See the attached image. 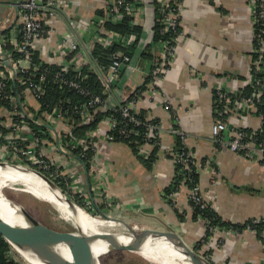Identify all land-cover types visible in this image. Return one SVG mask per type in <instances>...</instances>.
I'll list each match as a JSON object with an SVG mask.
<instances>
[{
  "label": "crops",
  "instance_id": "obj_1",
  "mask_svg": "<svg viewBox=\"0 0 264 264\" xmlns=\"http://www.w3.org/2000/svg\"><path fill=\"white\" fill-rule=\"evenodd\" d=\"M17 1L0 0V36L16 31ZM154 1L142 0L144 10L140 21H137L142 32L138 42L130 47L131 55L127 54L131 62L120 67L110 86L115 96L116 89L117 96L126 97L139 90L135 112H145L146 117L153 115L160 121L161 144L157 159L147 167L126 143L114 141L104 144L101 150L108 164L103 172L105 188L99 189L88 175L86 180L85 173L78 169L77 177L81 182L76 191L82 196L81 202L92 206L93 202L97 206L102 203L107 214L114 211L127 223L152 229H168L183 223V227L191 233L189 237L195 238L196 231H203V224L199 220L192 221L186 214H189L186 210L188 189L181 186L174 197L175 207L185 212L183 221L179 220L178 211L163 197V190L174 174L173 156L177 141L170 127L177 122L186 132L187 147L198 161L205 158L199 170L200 193L211 201L222 218L243 222L249 218L264 217V168L225 147H216L210 136L216 117L213 111L215 87L241 91L249 85L255 37L251 0H181L182 36L164 78L158 81L157 93L151 99L144 82L161 49L160 43L152 39ZM59 3L61 16L48 22L55 32L46 37L40 53L49 64L56 65L59 63V52H55V40L63 37L68 29H77L84 34L86 40H82L79 50L72 51L67 57L72 60L79 58L81 45H90L89 34L83 25L79 26L81 19L87 22L98 19L96 9L105 6L104 0H59ZM125 46L128 45L123 43L122 47ZM93 63L92 67L88 63L78 65L82 66L80 70L87 66L103 91L96 69H102L110 76L109 65L101 66L95 58ZM164 97L174 114L163 109L161 102ZM224 118L229 126L234 127L252 129L259 124L256 114H229ZM102 134L103 130H99L94 140L101 142ZM145 148L148 151L145 156H148L150 147ZM215 249L214 257L222 264H264V242L252 230L228 233L222 248Z\"/></svg>",
  "mask_w": 264,
  "mask_h": 264
},
{
  "label": "built area",
  "instance_id": "obj_2",
  "mask_svg": "<svg viewBox=\"0 0 264 264\" xmlns=\"http://www.w3.org/2000/svg\"><path fill=\"white\" fill-rule=\"evenodd\" d=\"M155 1L160 3L162 10L168 9L161 20L162 32L174 31L175 36L173 43H170V40L160 42L161 49L158 52V60L150 69L144 82L148 87L151 99L157 93L158 81L164 78L175 55L176 45L182 36V31L178 30L181 23V0L175 7L170 6L171 0ZM104 3L106 6L104 18H93L88 22L81 19L82 24L80 23L79 26L83 25V29L89 34L87 37L90 45H81V49L78 51L80 53L79 58L72 60L67 57L72 51L79 50L78 47L82 44V40H86L84 34L77 29H68L63 37L55 40V52H59L57 54L59 56V68L55 72L54 78L60 83V86L66 85L76 90L75 92L79 95L88 98L87 101L76 103L72 107V112L78 115L79 124H89L95 119L97 112L109 110H119L121 116L132 125L142 124L145 129V144L140 146L139 153L145 156L148 153L145 147L149 145L160 146L161 144L160 121L153 115L143 120L136 117L135 106L139 97L138 93L133 91L128 97L117 96L118 90L116 89L115 96L111 92L110 86L113 77L118 76L120 67L130 64L129 55L118 51L109 55L110 76L102 69H96L98 79L104 89L101 93H93L76 80L81 75L80 68L82 66L79 67V63L84 65L88 63L89 67L94 64V57L92 56L94 44L107 48L113 41H120L127 45L136 38L135 33L121 36L106 29L103 23L104 20L110 18L114 20L124 15L131 16L133 23H137L140 21L144 10L142 0H104ZM59 5V0H18L15 4L17 16L14 26L16 31L8 36H0V162L33 168L52 181L59 178V183L67 191L78 189L81 180L80 177H77V171L81 169L84 172L83 165H85L88 176L94 180L99 189H104L106 184L104 183L103 172L104 169L107 170L108 164L101 150L102 146L116 141L111 133L115 129L122 136H129L135 130L129 128L126 122H120L117 117L108 115L82 138L73 135L74 121H70L61 109L63 103L48 112L43 110L42 103L38 99L46 93L44 86L46 70L38 75L36 72L39 70L40 63H48L40 53L46 37L55 32L53 28L49 27L48 22L61 16ZM251 6L253 32L262 46L264 44V0H251ZM7 45H11V47L7 48ZM62 47H64L63 50ZM259 51L262 52L261 49ZM34 53H37L41 62L36 63ZM262 63L264 61L259 58L253 59L251 62L249 85L252 91L249 94L245 95L243 91H230L225 87H215L213 111L216 117L211 125L210 136L216 147H225L264 168V140L257 137V132L262 126V115L258 111V105L264 103V77L258 76L259 73H264ZM72 71H78L75 75L76 79L66 78L65 75ZM36 76L38 77L36 78ZM10 81H17L18 85L23 86V88L20 91H16V89L10 91L8 85ZM161 104L166 112L174 114L166 97L162 99ZM229 114H256L259 124L249 131H244L240 127L229 126L224 118ZM32 123L47 127L50 134L49 139L36 134L38 131L31 127ZM99 130H103V134L101 142L98 143L94 137ZM170 132L177 136L182 144L186 145V132L177 125V122L170 127ZM89 152H91L90 157H86V153ZM176 162L181 163L183 169H188L190 162L197 166L198 171L201 166L195 154L190 150L185 155L182 153L180 155L175 154L173 157L174 165ZM105 179L107 180V173ZM57 186L62 190L59 185ZM181 186H184L183 183H181L180 188ZM177 191L170 194L171 202L169 204L172 207L176 206L174 197ZM101 193L105 198V194ZM190 200L201 208L209 206L216 211L211 201L201 195L199 183L188 189L186 210H190L192 207L189 203ZM76 203L83 207L78 202ZM91 215L95 214L91 213ZM97 216L100 217L98 214ZM250 219L252 223L264 221V217ZM198 220L204 223L202 238L208 236L206 243L204 242L206 246L212 245V241L214 245H217L216 247L221 246L228 233L238 232L209 225L202 219ZM246 230L252 229L247 227ZM12 248L15 247L11 245V251Z\"/></svg>",
  "mask_w": 264,
  "mask_h": 264
},
{
  "label": "trees",
  "instance_id": "obj_3",
  "mask_svg": "<svg viewBox=\"0 0 264 264\" xmlns=\"http://www.w3.org/2000/svg\"><path fill=\"white\" fill-rule=\"evenodd\" d=\"M178 2L180 0H171L170 1V6L175 7L177 6ZM153 5V13H154V21L152 24V33H153V41L160 43L161 41L164 40H170V43H173V37L175 36L174 31H167V32H162V19L165 15V12H167L168 9L162 10V7L160 6V3L157 1L152 2ZM106 6L96 9L95 14L98 16V19H102L106 15ZM164 8V7H163ZM116 18V17H115ZM104 27L110 31H114L118 33L121 36H127L130 35L131 33H135L136 38L134 41L131 43L127 44L128 46L122 47V44L120 41L116 43H111V45L107 48H103L99 44H94L93 49H92V56L97 60L99 65L101 66H108L110 64V59L109 55L113 52H121L123 54H130L132 52V47L135 42L137 43L139 36L142 32V27L138 25L137 23H133L132 17L129 15H124L118 19H108L104 20L103 23ZM178 30H181V26L178 27ZM8 33V31H6ZM11 47V45H7V48ZM259 49L262 50V52L259 51ZM251 62L253 59L259 58L260 60L264 61V44L261 46L258 38L255 36L253 39V51L251 53ZM34 59L36 60V63L41 62V60L38 58L37 53H34ZM264 65V63H262ZM59 66L56 64H49L42 62L40 63L39 70L36 72L38 75L39 73L43 72L46 70V76H45V91L44 95H42L38 101L42 103L43 110L46 112L50 111V109L61 106L63 103V108H61L67 117H69L70 121H74V128H73V135L75 136H84L86 132L91 130L92 128H95L99 122L106 116L108 115H113L119 119V121L123 123H127L129 128H133L135 132H132L129 134V136H122L120 133H118L117 129L113 130L111 133L114 136L116 141L126 143L128 147L131 149V151L137 155L138 158H140V161L145 164V166L150 167L151 164L156 161L157 159V153L160 150V146L154 145L150 147L149 155L148 156H142L139 153V148L140 146L144 145V126L142 124L140 125H132L130 122H127L125 118H123L120 114L119 110H109L106 112H97L95 114V119L89 123V124H79V119L78 115L76 113L72 112V107L76 103H81L84 101H87V97H83L79 95L76 90L71 89L70 87L63 85L60 86V83L55 80V72L58 70ZM78 72V71H77ZM76 71H72L68 73V75H65L66 78L70 79H76ZM80 76L77 77V81L81 83V85L89 90H91L93 93H101V89L99 86L98 81L96 80V77L93 73L89 71V69L86 66V69H81L80 70ZM258 76H263L264 73H259ZM38 76H36L37 78ZM9 87L10 91H20L23 86L18 85L17 81L9 82ZM145 86V83H144ZM143 87V86H142ZM136 93H138L139 96V90H134ZM241 91H243V94L247 95L252 91V88L250 85H247L244 87ZM68 99L69 101H67ZM214 99H215V93H214ZM264 100V99H263ZM61 102V103H60ZM34 110V109H33ZM68 113H67V112ZM258 111L262 115V126L259 132H257V137L259 139L264 140V103H261L258 105ZM145 112L141 113H136L135 116L138 117L139 119L143 120L146 118L144 115ZM157 119V118H156ZM158 120V119H157ZM31 127H33L36 132V134L40 135L43 138H48L49 139V132L47 127L40 126L37 124L32 123ZM244 131H249L248 128H243ZM84 138V137H82ZM176 141H177V148H176V153L175 154H184L187 153L189 149L186 145L182 144L180 139L176 136ZM76 152V151H75ZM174 154V155H175ZM91 152L86 153V157H90ZM174 157V156H173ZM85 160V158H83ZM205 161V158L200 159V164L202 165ZM88 166V165H87ZM89 175V174H88ZM90 178V177H89ZM60 179L56 178L54 179V182L59 185L63 192L68 195V197H71L75 201H77L80 205L84 206V203L81 202L82 196L80 195L79 192L73 191L69 189L68 191L59 183ZM183 183V185L187 188L190 189L194 185L199 183V171L197 169V166H195L192 162L189 163V168L188 169H183L182 164L179 162H176L174 165V174L172 177L171 182L164 188L163 190V197L167 200V202H171L170 194L174 193L175 191L180 189V185ZM85 197V196H84ZM190 205L192 206L191 209L189 210V214L186 212L187 216L189 219H192V221H198V219L205 220L208 222L209 225L213 226H218L223 229H228V230H235L238 232H241L242 230L246 229L247 227H250L252 230L255 231L256 235L258 238H260L264 242L263 238V232H264V221H260L258 223H252V220L249 218L243 222H232L229 220H225L222 218V216L215 211L213 208L206 206L201 208L198 204H195L190 200ZM98 207H103V204L101 203ZM175 211L177 212V207H174ZM97 212V211H96ZM179 220L184 219V217H179ZM203 228H204V223ZM208 224H207V229H208ZM206 229V232L208 233V230ZM209 234V233H208ZM208 239L207 237H203L201 239L195 240L194 243V248L202 254H208L206 251H201L200 249L203 247L208 248L209 246L204 245ZM186 240V239H185ZM189 242L188 240H186ZM205 242V243H204ZM212 245H214V242L212 241ZM191 244H193L191 242ZM10 251H11V244L7 242L3 237L0 236V264H19L18 261L13 259L10 256ZM211 261V259H209ZM213 262V261H212Z\"/></svg>",
  "mask_w": 264,
  "mask_h": 264
},
{
  "label": "bare ground",
  "instance_id": "obj_4",
  "mask_svg": "<svg viewBox=\"0 0 264 264\" xmlns=\"http://www.w3.org/2000/svg\"><path fill=\"white\" fill-rule=\"evenodd\" d=\"M16 184H20L22 187H16ZM6 187L24 190L37 198L47 201L65 218V221H69L72 226L77 224L82 231L86 234L88 233L90 236H96L102 232L115 233L117 238L115 241L107 242L103 239H97L83 247L85 255L89 258H95V255L98 257L112 248L128 243V241H130L132 246H135L139 241V237L129 234L128 226L134 231L152 229L137 223H127L122 219H112L114 217H108V219L95 217L78 205L74 207L75 209H70L60 191L50 188L34 173L11 167H0V217L13 224L21 221L20 217L17 219V217L12 216L14 211L19 214L22 211L17 203L6 198L3 192V189ZM125 233H128L127 236L124 235ZM188 244L191 246V242H188ZM17 249L28 263L44 264L33 257L28 251ZM55 250L63 260L72 261V255L63 244L56 243ZM138 253L145 259L158 264H192L177 246L176 242L170 240L149 238Z\"/></svg>",
  "mask_w": 264,
  "mask_h": 264
},
{
  "label": "water",
  "instance_id": "obj_5",
  "mask_svg": "<svg viewBox=\"0 0 264 264\" xmlns=\"http://www.w3.org/2000/svg\"><path fill=\"white\" fill-rule=\"evenodd\" d=\"M0 167H11L34 173L50 188L59 190L64 196V200L68 203L70 209H75L74 207L77 206L76 203L64 194L54 181L38 170L6 162H0ZM83 168L87 180L88 174L85 165H83ZM93 207L98 212L100 218L108 219V217H110L101 212L94 202ZM21 211V214L16 213L15 211L12 214V216L17 217V219L18 217L21 218V221L17 224L10 223L0 217V236L11 245L28 251L33 257L44 264H100L98 258L87 257L83 251V247L97 239H103L107 242H112L117 239L115 233L110 234L108 232H102L96 236H90L88 233L86 234L82 231L77 224L73 226V231L57 230L35 220L26 213L23 207H21ZM128 233L135 237H139V241L136 245L132 246L130 241H128V243L112 249H127L138 253L149 238L164 239L176 242L177 246L188 257L192 264H213L209 259L199 253L194 248L193 244L190 246L185 238L176 231L169 229H146L134 231L128 226ZM128 233H125L124 235L127 236ZM56 243H61L67 248L73 257L72 261H65L60 257L55 250Z\"/></svg>",
  "mask_w": 264,
  "mask_h": 264
},
{
  "label": "rangeland",
  "instance_id": "obj_6",
  "mask_svg": "<svg viewBox=\"0 0 264 264\" xmlns=\"http://www.w3.org/2000/svg\"><path fill=\"white\" fill-rule=\"evenodd\" d=\"M15 186L22 187L20 184H16ZM3 192L6 198L17 203L20 206V208L23 207V209L26 211L28 215H30L40 223L57 230H70V231L74 230L72 224L69 223V221L67 220L65 221V218H63L60 215V213L47 201L37 198L34 195L24 190H15L12 189L11 187L4 188ZM69 198L74 203L77 202L71 197ZM82 208L90 214L91 213L95 214L93 216L98 217L97 216L98 212H96V209L91 204H87L86 202H84V206ZM177 211L179 213V217H182L185 214L181 209L179 210L177 208ZM101 212L105 213L106 215H111L114 218H120L119 215L114 211H110L111 214L110 213L107 214L106 212L108 211H106L105 207L102 208ZM183 220L185 219H182V221ZM168 229L180 233L186 240L192 242L193 244L195 243V240L202 238L203 235L202 230H200L199 232L196 231L195 238L191 239L189 237L191 233H189V230L183 227V223H180V225H178L177 227L170 226ZM208 246H209L208 248L202 246V248L200 249L201 251L208 252V254H202L200 251L199 253H201L205 258L211 259V262L213 261L212 262L213 264H222L220 263V260L214 257V252L216 251L215 248L221 249L222 245L221 246L218 245V247H216L217 245L209 244ZM15 248H12V251H10V256L16 261H18L19 264H30L23 258V256H21L22 255L21 252L17 248L16 249ZM95 257L98 258L100 264H158L151 262L148 259H145L139 253L129 251L127 249H110L104 252L103 254H100L98 257L95 255Z\"/></svg>",
  "mask_w": 264,
  "mask_h": 264
}]
</instances>
